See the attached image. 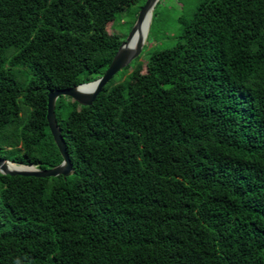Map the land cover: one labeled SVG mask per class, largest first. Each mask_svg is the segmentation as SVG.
<instances>
[{"label":"trees","instance_id":"trees-1","mask_svg":"<svg viewBox=\"0 0 264 264\" xmlns=\"http://www.w3.org/2000/svg\"><path fill=\"white\" fill-rule=\"evenodd\" d=\"M140 1L0 0V158L61 162L47 94L100 77ZM178 23L90 105L56 99L71 175L0 173V264H264V0Z\"/></svg>","mask_w":264,"mask_h":264},{"label":"water","instance_id":"water-1","mask_svg":"<svg viewBox=\"0 0 264 264\" xmlns=\"http://www.w3.org/2000/svg\"><path fill=\"white\" fill-rule=\"evenodd\" d=\"M157 2L158 0H145L144 4L139 9L135 22L133 23L128 35L126 36L125 40L120 43L109 66L100 77L90 82L81 83L70 88L56 89L54 91L48 92L46 119L54 143L56 144L62 157L61 162L49 169H40L35 165L16 164L7 159L0 158L1 174L45 178L55 177L59 175L67 177L73 173V166L55 116L54 109L56 99L59 96H67L81 106L90 105L95 99L96 95L100 92L102 87L107 82H109L119 70L127 66L134 58H136L140 54L146 40L151 22L148 26L146 35H140L134 45L131 47L129 46V41L135 29L140 25L147 14L149 12H153V9ZM8 164L13 165V167L9 168Z\"/></svg>","mask_w":264,"mask_h":264},{"label":"rangeland","instance_id":"rangeland-1","mask_svg":"<svg viewBox=\"0 0 264 264\" xmlns=\"http://www.w3.org/2000/svg\"><path fill=\"white\" fill-rule=\"evenodd\" d=\"M200 1L158 0L148 37L139 54V61L144 62L152 49L166 48L173 45L180 33L178 18H190ZM140 5L141 1L132 5L127 13L117 14L113 24L107 23L104 25L105 30L109 33L119 34L121 42L125 40L131 29L134 14ZM126 72V70H120L115 75V79L118 81L125 78Z\"/></svg>","mask_w":264,"mask_h":264},{"label":"bare ground","instance_id":"bare-ground-1","mask_svg":"<svg viewBox=\"0 0 264 264\" xmlns=\"http://www.w3.org/2000/svg\"><path fill=\"white\" fill-rule=\"evenodd\" d=\"M152 18V12H149L147 16L144 18V20L140 23V25L135 29L134 33L131 36V39L129 41V46H133L136 40L140 35H146L148 26L151 22ZM9 168H12L13 165L8 164Z\"/></svg>","mask_w":264,"mask_h":264}]
</instances>
